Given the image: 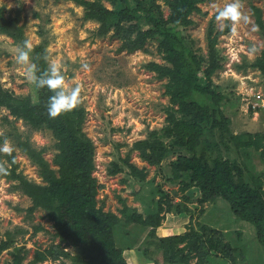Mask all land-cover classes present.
<instances>
[{
  "label": "rangeland",
  "instance_id": "1",
  "mask_svg": "<svg viewBox=\"0 0 264 264\" xmlns=\"http://www.w3.org/2000/svg\"><path fill=\"white\" fill-rule=\"evenodd\" d=\"M99 1L110 9L116 8L110 0ZM233 2L205 0L183 31L192 49L207 59L209 28L214 25V34L219 32L215 47L221 67L213 73L212 84L226 95L221 106L230 119V132L221 135L218 128L208 135L210 141L219 144L211 158L220 155L235 162L244 178L252 172L261 175L264 184V101L258 97L261 93L264 99V77L259 67L251 65L264 53V27H260L254 12L255 7L260 9L264 23V0H239L240 10L250 18L249 22L241 21L235 28L228 22L226 27L218 26L217 10ZM151 3L160 4L164 16L169 15L164 0ZM128 5L135 7L134 2ZM0 8L22 33L17 40L0 32L1 88L15 97L37 99L35 85L26 79V66L15 59L25 39L32 40L34 49L43 45L49 59L60 65L69 87L79 84L82 88L83 103L77 108L85 111L82 131L96 147L93 176L99 185L97 207L120 218L113 232L114 241L127 264H186L183 252L187 251L189 238H197L204 226L224 232V241L235 248L237 264H264V246L252 223L238 219L227 200L200 203L199 187L183 190L181 179H173L172 163L179 154L187 153L183 148L173 147L171 140L164 137L168 146L165 157L154 162L142 157L137 143L148 139L152 131L163 133L169 124L166 109L172 106L165 92L168 78L145 67L151 61L167 64L157 38L147 39L137 50L124 49L125 31L117 35L112 27L101 34L100 23L86 19L85 8L75 0H0ZM135 15L137 18L123 22L125 29L136 24L142 30L148 28L139 13ZM137 33V29L133 30L132 38ZM31 55L33 59L34 51ZM85 64L86 69L82 67ZM0 132V146L6 138L14 150L13 157L0 153V161L9 168L14 161L16 172L23 178L43 182L38 166L8 135L19 132L24 138L28 136L33 146L45 149L44 157L51 161L55 153L51 130H36L6 105H0ZM260 138L258 150L243 145ZM125 159L136 166L143 179L132 174ZM114 163L123 170L111 174ZM185 179H189V173ZM19 184L18 179L0 175V243L10 237L15 239L0 254V264H14L17 256L22 264H124L99 243H75L71 237H63L50 216L53 210L35 207L33 198ZM132 213L142 214L149 223L130 220ZM151 220L157 224H151ZM130 232L139 239H131ZM176 235L187 238L173 248L169 246V250L161 240ZM219 255L212 253L207 264H231V260ZM188 263L200 264L198 255L190 256Z\"/></svg>",
  "mask_w": 264,
  "mask_h": 264
},
{
  "label": "trees",
  "instance_id": "2",
  "mask_svg": "<svg viewBox=\"0 0 264 264\" xmlns=\"http://www.w3.org/2000/svg\"><path fill=\"white\" fill-rule=\"evenodd\" d=\"M75 1L85 8L86 19L100 23L101 34L112 27L116 29L117 35H122L125 31L122 35L124 49L134 51L142 48L149 38L159 40V50L167 64L151 61L145 67L156 71L160 77L168 78L165 92L172 106L166 109L169 124L163 128V133L152 131L148 139L137 143L142 150V157L151 162L160 161L165 157L168 146L164 137L171 140L173 147L183 148L187 153L179 154L172 163L173 179H181L183 190L193 185L199 187L202 194L200 203L204 204L217 198L227 200L238 219L254 225L257 239L264 246V184L261 175L251 172L244 178L240 166L235 162L223 159L219 157L220 155L211 158V152L218 149L219 144L210 141L208 135L214 134L218 128L222 132L221 135L230 132V119L221 106L226 95L212 84L213 73L221 67V59L215 47L219 32L214 34V25L209 28L210 56L207 59L192 49L183 31L192 23L190 18L192 13L200 11L199 4L205 0H164L170 9L167 17L164 16L160 4H152L151 0H110L116 5L115 9L108 8L99 0ZM129 2H134L135 7L130 8ZM254 12L258 24L264 27L260 9L255 7ZM135 13H139L148 24V28L142 30L136 24L125 29L123 22L137 18ZM136 29L138 33L132 38V31ZM0 32L7 33L17 40L22 36L20 29L13 20L5 16L2 8ZM34 53L33 62L41 69L47 68L43 58L45 54L43 45H37ZM251 65L259 67L264 77V53ZM35 88L36 100L30 96H12L0 86V105H6L36 130L50 129L55 140L54 157L48 161L44 157L45 149L33 146L28 136L24 138L19 132L10 133L8 137H13L19 149L38 166L43 182H32L23 178L16 172L14 161L11 168L4 164L10 169V174L5 177L20 180L18 187L33 198L35 207L46 206L53 210L50 216L56 220L63 237H71L75 243H99L112 256L127 264L122 257L121 249L114 241L113 232L120 218L97 207L99 185L93 176L96 167V147L92 138L82 131L84 109L76 108L52 119L47 112L48 97L52 93L46 88L38 89L36 86ZM231 137L238 140L235 135ZM243 145L253 146L258 150L261 138L250 139ZM261 154L264 158V151ZM125 162L131 167L133 175L143 179V176L137 174L134 164L129 163L127 159ZM122 170L121 166L114 163L109 172L116 174ZM187 173L188 180L185 179ZM130 220L142 224L149 223L140 213L130 214ZM150 223L157 224L154 220ZM209 229L204 226L203 232L197 238L188 236L190 241L187 244V251L183 252L186 264H189L190 256L196 255L200 264H207L210 255L215 252L225 260H231V264H237L233 255L235 248L231 243L224 241V232L217 228ZM128 235L131 239L137 237L139 239L137 234L130 232ZM184 238L187 237L176 235L161 241L171 250L170 247L173 248ZM14 241L13 237L2 241L0 254ZM14 264H22L21 258L17 256Z\"/></svg>",
  "mask_w": 264,
  "mask_h": 264
},
{
  "label": "clouds",
  "instance_id": "3",
  "mask_svg": "<svg viewBox=\"0 0 264 264\" xmlns=\"http://www.w3.org/2000/svg\"><path fill=\"white\" fill-rule=\"evenodd\" d=\"M241 7L242 5L239 0H235V2L228 4L224 8L218 9L216 15L218 26L226 27L230 23L235 28L241 21L245 23L249 22L250 18L241 12ZM33 51L34 46L32 40L25 39L22 47L17 48L15 59L17 64L26 66L25 76L29 83L35 85L38 89L46 88L52 93L48 97V116L55 119L80 106L83 103L81 86L77 84L69 87L60 65L50 60L47 54L43 57L47 63V68L41 69L33 62L31 55ZM82 67L86 69L87 65H82ZM2 135L3 133L0 132V136ZM12 152L13 148L5 138L3 145L0 146V153L11 156ZM7 174H10V169L6 168L3 162H0V175Z\"/></svg>",
  "mask_w": 264,
  "mask_h": 264
},
{
  "label": "built area",
  "instance_id": "4",
  "mask_svg": "<svg viewBox=\"0 0 264 264\" xmlns=\"http://www.w3.org/2000/svg\"><path fill=\"white\" fill-rule=\"evenodd\" d=\"M258 97L260 98V100L263 102L264 101V99L262 98V94L261 93H258ZM259 102V101H258ZM261 102V103H262Z\"/></svg>",
  "mask_w": 264,
  "mask_h": 264
}]
</instances>
